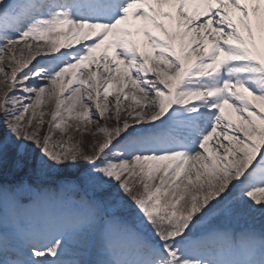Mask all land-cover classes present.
Segmentation results:
<instances>
[{"label": "snow or ice", "instance_id": "obj_1", "mask_svg": "<svg viewBox=\"0 0 264 264\" xmlns=\"http://www.w3.org/2000/svg\"><path fill=\"white\" fill-rule=\"evenodd\" d=\"M0 74V264H264V0H0Z\"/></svg>", "mask_w": 264, "mask_h": 264}, {"label": "rangeland", "instance_id": "obj_2", "mask_svg": "<svg viewBox=\"0 0 264 264\" xmlns=\"http://www.w3.org/2000/svg\"><path fill=\"white\" fill-rule=\"evenodd\" d=\"M35 43V42H34ZM42 43V42H41ZM4 79V76L3 74H0V80H3ZM4 91V86L3 85H0V95H2ZM51 104L45 106V105H41V109L42 110H47V111H51ZM49 117H45V120H47ZM45 128L47 127V125L45 124L44 126ZM77 139H79V135L77 134L76 136ZM92 139V137L90 136H85L84 137V144H83V147L85 148V150L87 151L88 150V146H89V141ZM41 211H43L41 214H39L37 212V210L33 213V218L34 219H39L41 216L45 215L48 213V209H45V208H41ZM5 214H6V217H7V221H8V226L9 228H11L15 222V214L13 213V211L8 208V209H5ZM231 225H235V226H244V228H248V225L250 226H253V227H262L264 228V218H261L259 215H256V216H248V215H241V216H238V217H235L234 219H232L230 221ZM252 227V229H254ZM243 228V229H244ZM256 230V229H255ZM68 259H72L73 257L69 256L67 257ZM88 259H94L95 256L93 254H89V256L87 257ZM97 259H100V260H103L105 259V257L103 256H100V257H96ZM130 258V257H129Z\"/></svg>", "mask_w": 264, "mask_h": 264}]
</instances>
